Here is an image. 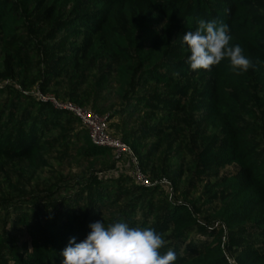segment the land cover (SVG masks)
Returning <instances> with one entry per match:
<instances>
[{"label":"rangeland","instance_id":"374dc122","mask_svg":"<svg viewBox=\"0 0 264 264\" xmlns=\"http://www.w3.org/2000/svg\"><path fill=\"white\" fill-rule=\"evenodd\" d=\"M75 2L64 8L66 3L63 0H30L20 28H12L17 24L1 20L7 32L0 34V51L16 55L14 50L17 49L21 58V67L14 78L7 82L0 81V88L4 90L1 104L7 95L11 98L15 91L22 90L30 92L33 101V94L37 91L55 97L60 103H70V98H74L72 104L79 105L82 102L84 107L91 108L94 113L97 111L100 113L98 115L108 117L107 133L130 147L136 160L133 161L128 154L116 156L112 150L103 156L87 157L82 139V136H87V131L73 115L60 113V119L52 121L45 136L38 140L37 143L43 149L34 165L15 154L0 155V241L5 240L22 251L29 250V236L23 221H27L28 227L42 236L48 229V215L62 211L64 207L61 200L63 202L71 196L72 201H67L71 203L72 209L77 208L75 227L84 222L88 206L94 207L96 212L92 223L104 220L107 225L113 223L125 207L132 215L126 204L134 199L138 204L132 210V220L125 218L124 222L131 227L154 228L169 202L187 205L197 216L199 226L181 251H187L189 242L199 248L208 239L209 232L219 230L222 225L218 218L220 203L203 198L206 183L213 181L195 171L203 147L201 138L210 133V127L204 112L192 99L204 90L220 86L219 80L208 76L203 83L192 73L191 76L181 74L177 45L183 34L178 20L164 16L149 24L138 25L136 37L141 45L139 53L133 49L125 51L130 57L129 64L135 69L144 61L140 71L149 67L154 71L150 74L151 84L146 87L138 78L134 80L135 84L139 83L138 89L131 94L133 72L120 75L113 60L90 59L79 71H72L71 49L80 42L81 37L79 28L67 23L76 15L94 9L84 2L81 9L71 15ZM14 8H20L18 1H14ZM179 13L183 14L180 10L173 11V14ZM247 13L252 17L264 15L263 10L256 9L248 10ZM120 33L117 45L123 49L126 34ZM166 61L173 63L171 67L180 72V76L170 80V84L158 74L170 77L169 70L155 74L158 65ZM237 90L239 94H228L239 105L240 124L248 129L255 152L264 154V91L249 79H242L237 84ZM132 95L161 100L139 105L132 103ZM169 103L177 107L174 111L178 110V113L173 119L166 120L168 116L162 111ZM182 108L184 111L180 113ZM122 109L128 112L117 114ZM158 125L167 128L165 133H157V136L141 133ZM144 135L148 137L144 138ZM235 169L236 166L229 167L225 173H233ZM136 170H140L151 183V188H146L149 190L136 189L141 185L135 178ZM100 184L104 185L101 189L98 188ZM107 185L113 188L108 201L101 207L93 206L90 194L107 195L101 194L102 190L106 191ZM162 235L166 243L161 253L169 244L170 234ZM221 241L231 264H234L236 255L247 244L251 243L260 251L263 250L258 246L260 231L251 225L225 230Z\"/></svg>","mask_w":264,"mask_h":264},{"label":"trees","instance_id":"16d2710c","mask_svg":"<svg viewBox=\"0 0 264 264\" xmlns=\"http://www.w3.org/2000/svg\"><path fill=\"white\" fill-rule=\"evenodd\" d=\"M14 1L19 2V9L14 8ZM75 1L63 0V3H66L64 8ZM84 2L93 6L94 9L76 15L67 23L78 27L81 37L80 42L71 49V70L79 71L90 59L113 60L120 75L133 72V76L130 75L131 81L133 80L131 94H134L139 86V83L135 84L134 80L139 78V82L146 87L151 84L150 74L154 72L150 67L140 71L141 63L144 62L141 61L138 66L140 73H138V67L135 69L130 65V57L125 54L127 49L140 52L141 45L136 37L138 25L149 24L156 18L164 16L178 20L183 36L186 31L195 30L201 19L206 22L216 19L228 25L231 44L239 45L253 62L254 67L246 73L237 74L232 70L228 60L213 66L210 72L204 70L193 72L188 62L190 51L183 42V36L177 45L181 74L191 76L190 73H192L203 83L206 77L211 76L219 80L220 84L213 90H204L196 94L192 102L204 112L210 127V133L201 138L203 147L198 155L195 171L200 176H207L213 181V183H206L203 198L220 203L218 218L222 227L219 230H211L208 239L201 243L199 248H195V243L189 242L187 251L183 253L182 246L199 226V220L189 206L169 202L153 227L158 234H170L169 244L161 254L168 250L175 251L177 259L174 264H231L221 241L225 230L254 226L260 231L258 246L263 250L260 251L251 243L247 244L236 255L234 264H264V154L255 152L249 140L248 129L241 126L238 119V115L241 114L239 105L232 99V95L228 94V92L239 94L237 84L242 79L253 80L256 86L264 91V15L252 17L247 13L248 10L254 9L264 11V0H80L75 2L71 15H75ZM29 4L30 0H0V22L8 20L17 24L12 28H20L25 20L23 13L28 12ZM177 10L182 11L183 14H173V11ZM17 14L20 15L16 18ZM4 32L7 31L0 23V34ZM120 32L126 34L123 49L117 45ZM14 51L16 55L13 52L0 51V81L2 82L11 81L21 67L19 52L17 49ZM162 64L158 65L155 74L169 70L170 77L158 73L169 81L168 84L170 80L180 76V72L171 67L173 63L166 61ZM2 98L4 99V90L0 88V155L15 154L30 165H34L35 159L43 149V146L37 143L38 140L45 136L48 125L52 121L60 119V113H69L79 122L74 114L56 109L50 102L36 98L33 101L32 94L25 90L15 91L11 98L7 95L1 104ZM130 99L132 103L139 105L161 100L156 97H138L137 95H132ZM71 101L75 99L70 98L69 102ZM76 106L84 108L82 102ZM176 108L172 103L165 105L162 112L168 116L166 120L174 118L178 113V110L174 111ZM183 111L184 108L179 110L180 113ZM126 112H128L127 109H122L117 114ZM39 121L42 123L41 127ZM31 130L34 133H29ZM166 130L167 128L158 125L141 133L157 136V133H165ZM77 137L80 136L77 135ZM146 137L148 135H144V138ZM82 139L86 145L87 157L103 156L111 150L94 145L88 134L82 136ZM11 146L14 147L11 148ZM232 166H236L235 171L230 174L225 173L226 169ZM102 187H104L103 184L98 185V188ZM105 188L106 191L102 190L101 193H107L105 196L93 192L90 194V202L93 206L101 207L108 201L113 188L110 185ZM138 188H145L140 191H146L149 190L146 188L151 187L141 184L136 187ZM70 197L68 201H72ZM67 200L63 202L61 200L64 207L62 211H54L48 215L49 221L46 223L48 229L42 236H38L28 227L27 221H23L29 236V250L22 251L15 245L7 244L5 240L0 241V264H63L62 252L70 239L75 237L77 243L85 240L90 231V225L95 220L93 215L96 214L95 208L88 206L84 222L75 227L77 208L72 209L71 203ZM137 204L134 199L126 204L130 207L132 215H134L132 210H135ZM132 215L125 207L114 222L116 220L124 222L125 218L132 220Z\"/></svg>","mask_w":264,"mask_h":264},{"label":"clouds","instance_id":"9594fccd","mask_svg":"<svg viewBox=\"0 0 264 264\" xmlns=\"http://www.w3.org/2000/svg\"><path fill=\"white\" fill-rule=\"evenodd\" d=\"M229 31L227 24L216 19H201L195 30L186 31L183 42L190 51L188 62L193 72H210L224 60L237 74L254 67L243 49L231 44ZM90 228L82 242L70 239L62 252L63 264H174L177 259L173 250L161 254L166 242L152 227H131L126 222L105 225L103 220Z\"/></svg>","mask_w":264,"mask_h":264},{"label":"built area","instance_id":"2783aa9c","mask_svg":"<svg viewBox=\"0 0 264 264\" xmlns=\"http://www.w3.org/2000/svg\"><path fill=\"white\" fill-rule=\"evenodd\" d=\"M34 97L40 101L50 102L56 109L66 110L74 114L79 119L81 126L87 131L88 136L94 145L109 148L116 156L128 154L133 158V161L136 160L130 147L121 140L111 137L107 133L109 128L108 117L100 116L89 108H81L68 102L60 103L55 97L45 95L40 91L34 93ZM135 178L140 184L151 186V183L146 176L140 172V170H136Z\"/></svg>","mask_w":264,"mask_h":264}]
</instances>
